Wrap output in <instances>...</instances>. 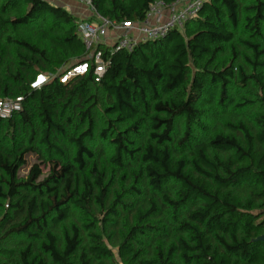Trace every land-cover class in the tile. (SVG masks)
<instances>
[{"label": "trees", "instance_id": "16d2710c", "mask_svg": "<svg viewBox=\"0 0 264 264\" xmlns=\"http://www.w3.org/2000/svg\"><path fill=\"white\" fill-rule=\"evenodd\" d=\"M155 1L91 3L140 22ZM76 20L0 0V98H22L0 117V264H264V0H209L132 51L98 45V81L32 89L86 59Z\"/></svg>", "mask_w": 264, "mask_h": 264}, {"label": "built area", "instance_id": "2783aa9c", "mask_svg": "<svg viewBox=\"0 0 264 264\" xmlns=\"http://www.w3.org/2000/svg\"><path fill=\"white\" fill-rule=\"evenodd\" d=\"M84 3L89 10V17L76 20V33L87 51L83 62L60 70L57 74L38 73L30 82L32 89H37L57 78L60 83H67L77 75H84L93 66L94 80L98 81L104 74L106 64L102 59L98 45L107 46L110 52L117 50L132 51L136 44L148 40H158L168 31L181 28L183 23L194 18L203 3L209 0H173L165 3L157 0L150 5L145 18L140 22H114L101 16L92 6L91 0H77ZM111 31V32H110ZM115 35L107 43L110 33ZM111 34V35H112ZM21 97L0 98V117L8 118L22 107Z\"/></svg>", "mask_w": 264, "mask_h": 264}, {"label": "crops", "instance_id": "0c3cea01", "mask_svg": "<svg viewBox=\"0 0 264 264\" xmlns=\"http://www.w3.org/2000/svg\"><path fill=\"white\" fill-rule=\"evenodd\" d=\"M47 1H49L52 4L65 7L66 9H68L71 13H73L77 17V20L83 19L84 17L85 18L89 17V14H88L87 10L84 9V7L82 6V4H79L78 2H74L75 3L74 4L73 3V0H67V2L66 1L63 2V0H47ZM111 34L112 33H110V35ZM107 40H110V38L108 37ZM46 74H48V73H46Z\"/></svg>", "mask_w": 264, "mask_h": 264}, {"label": "rangeland", "instance_id": "374dc122", "mask_svg": "<svg viewBox=\"0 0 264 264\" xmlns=\"http://www.w3.org/2000/svg\"><path fill=\"white\" fill-rule=\"evenodd\" d=\"M67 2V0H63V2ZM74 2H78L79 4H82V6L84 7V9H86L87 10V12H88V14H89V10H88V8L86 7V5L84 4V3H81V2H79V1H77V0H73V3ZM75 4V3H74ZM82 17V16H81ZM85 18V17H84ZM113 35H115L114 33L112 34V35H110L111 36V38L110 39H113L114 38V36ZM107 42L108 43H110V42H112L111 40H107ZM60 70H62L61 68L59 69V71ZM26 160H27V164H26V166H24L23 168H21L20 170H19V176H25L26 174H27V172H28V169L30 168V166L32 165V164H34L35 162H38L37 161V159H36V155H28L27 157H26ZM41 169H42V175L40 176V178H43V177H45L46 175H47V173H48V171H49V167H48V165H41Z\"/></svg>", "mask_w": 264, "mask_h": 264}, {"label": "water", "instance_id": "95a60500", "mask_svg": "<svg viewBox=\"0 0 264 264\" xmlns=\"http://www.w3.org/2000/svg\"><path fill=\"white\" fill-rule=\"evenodd\" d=\"M259 239L264 240V235L260 236Z\"/></svg>", "mask_w": 264, "mask_h": 264}]
</instances>
